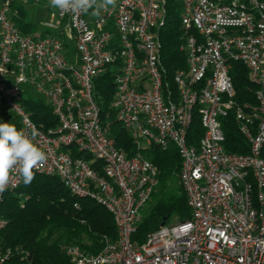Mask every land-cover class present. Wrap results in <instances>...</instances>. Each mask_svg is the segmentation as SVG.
<instances>
[{"label": "built area", "instance_id": "obj_1", "mask_svg": "<svg viewBox=\"0 0 264 264\" xmlns=\"http://www.w3.org/2000/svg\"><path fill=\"white\" fill-rule=\"evenodd\" d=\"M179 1L186 69L174 75L172 99L158 39L166 0H116L99 16L52 7L39 22L44 35L22 32L12 19L14 0H0V107L20 129L36 126L47 160L34 172L56 175L75 198L103 206L115 225L116 239L104 237L96 253L67 247L70 264H264V0ZM234 62L246 69L252 103L234 98ZM108 66L116 71L115 118L138 148L130 157L116 146L94 97L93 80ZM27 88L50 106L54 125L31 119L18 101ZM195 111L203 133L191 145ZM229 113L246 153L224 147L221 120ZM151 145L178 153L191 215L138 242L132 236L158 184L157 167L141 152ZM72 148L100 161V170L73 157ZM11 175L4 193L22 182ZM6 224L0 217V232ZM9 255L0 240V264Z\"/></svg>", "mask_w": 264, "mask_h": 264}, {"label": "trees", "instance_id": "obj_2", "mask_svg": "<svg viewBox=\"0 0 264 264\" xmlns=\"http://www.w3.org/2000/svg\"><path fill=\"white\" fill-rule=\"evenodd\" d=\"M180 7L179 0H166L165 23L158 30L160 63L172 99L176 98L177 93L174 75L186 69ZM13 8L17 14L12 19L22 32L33 34L39 31L40 35L49 32L40 28L39 22H32L29 10L22 2L14 0ZM115 72L114 66H108L94 78V97L100 108L101 119L109 122L110 134L116 146L130 157L138 148L128 131L116 120V112L111 107ZM230 75L235 100L239 103L254 102V88L247 79L244 66L234 62ZM262 90L264 94V83ZM18 101L36 124L45 127L55 124L56 118L50 106L32 89H25ZM221 121L225 149L234 153L248 152V143L239 134L232 114L229 113ZM0 122L14 124L20 129L16 116L4 106L0 107ZM202 133L203 128L195 111L188 130V143L196 145ZM141 152L157 167L158 184L149 206L142 209V219L132 236L138 242H144L147 235L158 229L164 220L168 224L173 217L182 221L188 220L191 215L187 196L179 183L180 159L174 147L162 150L151 145ZM71 154L87 160L91 167L100 170V161L90 155L74 148ZM0 217L7 220L6 227L0 232L3 247L10 250L5 264H70L67 247L77 245L87 252L96 253L102 248L104 237L111 241L116 239L110 213L90 198H75L56 175L35 173L30 185L25 186L22 181L14 191L5 192L0 201Z\"/></svg>", "mask_w": 264, "mask_h": 264}, {"label": "clouds", "instance_id": "obj_3", "mask_svg": "<svg viewBox=\"0 0 264 264\" xmlns=\"http://www.w3.org/2000/svg\"><path fill=\"white\" fill-rule=\"evenodd\" d=\"M116 0H50V6L61 13L73 16L88 14L99 16L101 10L115 6ZM39 132L30 124L29 130L18 129L16 125L0 122V194L11 183L12 173L22 178L28 186L35 178L34 169L46 162L47 155L36 143Z\"/></svg>", "mask_w": 264, "mask_h": 264}, {"label": "rangeland", "instance_id": "obj_4", "mask_svg": "<svg viewBox=\"0 0 264 264\" xmlns=\"http://www.w3.org/2000/svg\"><path fill=\"white\" fill-rule=\"evenodd\" d=\"M18 1L22 2L25 5V8L29 10L30 18L32 22H40L43 20H47L51 17L52 7L50 6V0H32V1L31 0H18ZM150 201L151 200H149L145 204L144 208L149 206ZM178 221H181V220L178 219L177 217H173L169 221V224L176 223Z\"/></svg>", "mask_w": 264, "mask_h": 264}, {"label": "water", "instance_id": "obj_5", "mask_svg": "<svg viewBox=\"0 0 264 264\" xmlns=\"http://www.w3.org/2000/svg\"><path fill=\"white\" fill-rule=\"evenodd\" d=\"M165 224V220L161 223V226H163Z\"/></svg>", "mask_w": 264, "mask_h": 264}]
</instances>
